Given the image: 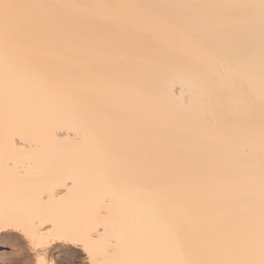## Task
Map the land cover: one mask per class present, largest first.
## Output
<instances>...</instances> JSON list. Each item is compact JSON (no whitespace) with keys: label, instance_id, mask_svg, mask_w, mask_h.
Segmentation results:
<instances>
[{"label":"bare ground","instance_id":"bare-ground-1","mask_svg":"<svg viewBox=\"0 0 264 264\" xmlns=\"http://www.w3.org/2000/svg\"><path fill=\"white\" fill-rule=\"evenodd\" d=\"M262 208L261 0H0V264H260Z\"/></svg>","mask_w":264,"mask_h":264},{"label":"snow or ice","instance_id":"snow-or-ice-1","mask_svg":"<svg viewBox=\"0 0 264 264\" xmlns=\"http://www.w3.org/2000/svg\"><path fill=\"white\" fill-rule=\"evenodd\" d=\"M261 4L262 7H264V0H261ZM3 7L5 8V10H7L10 7H16V6H12V5H3ZM16 35L12 32L9 31V18L7 16V14L5 15V26H4V31H3V40L5 43V46H10L16 39ZM54 70H59L58 67L55 68ZM262 220H264V208H262ZM178 232H179V228H177V240H179V236H178ZM262 242H264V225H262ZM33 243L35 244V241H33ZM85 251H89L87 247V244H85ZM91 254V253H90ZM21 264H24V262H21ZM32 264H48V262L44 259L43 256H38L33 262ZM68 264H72V261L70 260L68 262ZM93 264H95V260L93 259ZM181 264H195V262H190V261H183L181 262ZM260 264H264V259L261 260Z\"/></svg>","mask_w":264,"mask_h":264},{"label":"rangeland","instance_id":"rangeland-1","mask_svg":"<svg viewBox=\"0 0 264 264\" xmlns=\"http://www.w3.org/2000/svg\"><path fill=\"white\" fill-rule=\"evenodd\" d=\"M248 11L249 10H247V12ZM246 25L244 24L243 26L246 27ZM244 27H242V28H244ZM248 27L251 28V26H249V25H248ZM248 27H246V28H248ZM0 244L2 245V243H0ZM20 245L22 246L23 244L21 243V244H19V246ZM64 251L62 253V256L58 258L60 260V264H68V262L70 260L72 261V264H88V262H86V261H80L82 254L79 253V251L77 252L76 250H73V249H71L70 251H69V249L66 250L65 252ZM74 251H76V252H74Z\"/></svg>","mask_w":264,"mask_h":264}]
</instances>
